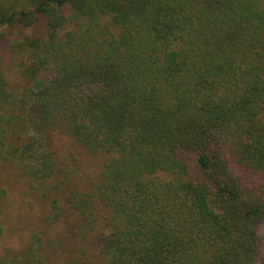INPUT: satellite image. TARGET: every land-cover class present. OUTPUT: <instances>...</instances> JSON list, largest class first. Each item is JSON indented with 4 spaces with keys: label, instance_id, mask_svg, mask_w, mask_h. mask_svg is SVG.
Returning <instances> with one entry per match:
<instances>
[{
    "label": "trees",
    "instance_id": "trees-1",
    "mask_svg": "<svg viewBox=\"0 0 264 264\" xmlns=\"http://www.w3.org/2000/svg\"><path fill=\"white\" fill-rule=\"evenodd\" d=\"M38 22L19 92L0 68V161L57 178L64 264H264V0H0V29ZM51 132L109 161L72 186Z\"/></svg>",
    "mask_w": 264,
    "mask_h": 264
},
{
    "label": "rangeland",
    "instance_id": "rangeland-1",
    "mask_svg": "<svg viewBox=\"0 0 264 264\" xmlns=\"http://www.w3.org/2000/svg\"><path fill=\"white\" fill-rule=\"evenodd\" d=\"M23 2L25 0H8ZM69 18L68 8L62 9ZM65 27L61 28L64 30ZM42 30L40 22L33 29L24 30L20 26L0 29V68L5 72L11 87L20 91L23 81L19 74L18 54L14 52L13 44L16 37L26 32L39 33ZM25 83L29 84L27 80ZM40 84V81H38ZM34 83V82H33ZM20 131L9 132L16 139ZM50 149L56 156V173L68 165L70 185L83 187L109 161V156L102 153L89 154L69 136L51 132L49 134ZM193 170H196L193 157L186 156ZM56 173L54 175H56ZM57 178H50L30 183L19 175L11 163L0 161V264H29L28 259L34 251L35 237H40V254L44 264H64L65 253L72 240L64 229L65 214L62 212L54 218L55 212L50 202V196H58L52 190ZM53 219L54 221H51ZM259 232L264 237V222L259 226ZM37 235V236H36ZM38 245V244H37ZM31 264H39L34 261Z\"/></svg>",
    "mask_w": 264,
    "mask_h": 264
}]
</instances>
